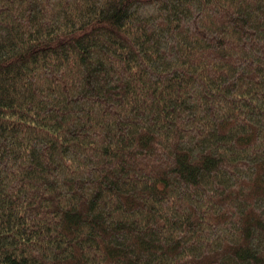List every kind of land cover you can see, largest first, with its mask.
Instances as JSON below:
<instances>
[{
	"label": "trees",
	"instance_id": "16d2710c",
	"mask_svg": "<svg viewBox=\"0 0 264 264\" xmlns=\"http://www.w3.org/2000/svg\"><path fill=\"white\" fill-rule=\"evenodd\" d=\"M0 264H264V0H0Z\"/></svg>",
	"mask_w": 264,
	"mask_h": 264
}]
</instances>
